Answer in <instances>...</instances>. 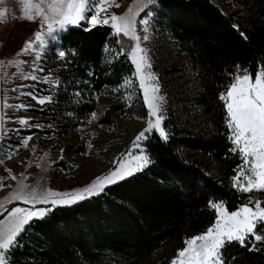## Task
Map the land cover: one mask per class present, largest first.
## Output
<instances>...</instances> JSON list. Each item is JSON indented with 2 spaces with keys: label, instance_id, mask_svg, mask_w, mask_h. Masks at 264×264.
Listing matches in <instances>:
<instances>
[{
  "label": "trees",
  "instance_id": "obj_1",
  "mask_svg": "<svg viewBox=\"0 0 264 264\" xmlns=\"http://www.w3.org/2000/svg\"><path fill=\"white\" fill-rule=\"evenodd\" d=\"M153 10L158 26L193 71V85L178 98L165 88L163 77L181 68L158 74L167 140L155 130L146 133L142 146L150 163L143 170L25 226L17 236L20 246L10 250V264H170L186 240L215 223L210 202L233 212L251 197L264 207V192H240L234 186L243 161L230 151L226 108L219 99L237 65L253 78L264 65V0H157ZM87 26L82 22L59 33L55 47L66 57L49 59L60 83L54 104L41 113L64 132L97 111L98 124L107 130L125 115L148 120L125 39L108 25L85 31ZM126 78L131 82L128 98L121 87ZM101 95L107 99L99 109L96 97ZM17 205L25 204L7 205L0 220ZM262 228L258 222L257 234L264 235ZM250 239L244 247L226 242L224 264H264V240L249 250Z\"/></svg>",
  "mask_w": 264,
  "mask_h": 264
},
{
  "label": "snow or ice",
  "instance_id": "obj_2",
  "mask_svg": "<svg viewBox=\"0 0 264 264\" xmlns=\"http://www.w3.org/2000/svg\"><path fill=\"white\" fill-rule=\"evenodd\" d=\"M4 2L5 0H0V4ZM19 3L22 5V19L38 20L41 28H46V32H36L34 38L26 42L21 53H18V55L31 54L33 59L30 64L26 60L8 62L14 64L19 70V78L58 86L60 83L58 79L53 81L48 76L41 77L36 74L44 71L40 62L49 47L45 37L56 40L61 31H66L69 26H81L82 22L88 25L84 28L85 31H90L97 25H109L115 35L122 34L135 42L129 55L135 65V75L149 109L150 118L147 120V127L137 135L134 147L139 148V142L148 138L145 133L150 134L153 130L158 132L162 139L167 140L166 130L162 127L164 120L161 107L163 97L159 95L158 78L151 71L147 49L141 46V40L146 41L149 36L147 34L139 35L136 28V18L139 16V12L143 11L145 16L140 20V23L146 26L144 31L147 33L149 19L154 15L153 8L157 4V0H137L138 11L133 13V9L129 8L122 15L109 11L113 6L117 8L120 6L116 0H19ZM7 15L8 9L0 10V22H7ZM232 27L239 30L238 25H232ZM241 36L246 39L243 33ZM57 55L64 59L66 51L61 49ZM2 63L4 62L0 61V64ZM25 64H29L30 70L24 68ZM230 75V83L225 92L220 94L219 99L224 102L226 108L228 139L233 146L230 151L238 153L243 161L238 175L233 177L234 186L240 192H264V65L258 69L254 80L248 69H241L239 65ZM130 84L131 82L126 79L121 87L126 88ZM23 87L25 86H18L12 91L36 100L39 105L52 101L51 96L38 97L32 91L23 92ZM74 95L79 96L80 93L77 92ZM31 107V104L23 102L12 104L6 100L0 104V145L10 139L8 136L10 131L20 132V128H8L9 121L21 127H41V125L32 123L30 117L14 118L9 116L6 111L12 109L27 112ZM91 115L93 120L97 118L96 113ZM31 140V136L22 137L17 145H5L8 147V151L3 158H0V164L4 163V159L11 160L18 155L20 147L28 148ZM149 163V156L142 150L126 164H121L118 169L102 177H97L83 188L73 189L69 192L53 191L40 185L30 186L24 183L26 177L23 173L19 177L11 175V179L16 180L18 186L10 199L21 200L31 207L14 209L12 222L0 230V264H10L8 258L10 250L20 246L17 236L25 230V226H30L32 221L43 219L56 207L72 206L99 195L108 185L134 175ZM7 171L9 174L12 172L11 169H7ZM241 176H243V180H241ZM2 180L3 178H0V181ZM3 186V183L0 182V188ZM38 204L51 205V207H36ZM249 204L229 213L223 203L210 202L209 206L217 213L216 222L203 234L186 240V246L178 252L170 264H224L221 250L225 247V243L236 241L241 247H244L249 236L253 238L248 240V243L252 245L249 250H255L256 242L264 240V235L257 234V223H264V207L261 206L260 200H256L253 204L251 197ZM260 232L264 233V228L260 229Z\"/></svg>",
  "mask_w": 264,
  "mask_h": 264
},
{
  "label": "rangeland",
  "instance_id": "obj_3",
  "mask_svg": "<svg viewBox=\"0 0 264 264\" xmlns=\"http://www.w3.org/2000/svg\"><path fill=\"white\" fill-rule=\"evenodd\" d=\"M215 1L220 3V0ZM116 3L120 6L118 8L113 6L109 11L117 15L125 14L129 8L133 9V13L138 11L137 0H116ZM2 6L8 9L13 19V33L11 40L8 41L12 45H0V61L4 62L0 64V68L3 69L2 103L6 100L12 104H19L21 102L31 104L32 107L27 112L14 111L12 109H7L6 111L9 116L14 118L30 117L32 123L41 125V127L28 128L21 127L11 121L7 123L8 128H20V132L10 131L8 133L10 139L6 140L3 145H0V158H3L8 151V147H5V145H17L22 137L31 136L32 140L29 142L28 148L20 147L18 155L14 156L11 160L4 159V163L0 164V178H3L0 182L4 185L0 188V214L7 205L13 202L24 203L21 200L10 199L18 186V182L11 179V175L19 177L23 173L26 177L24 183L30 186L40 185L53 191L69 192L73 189L83 188L97 177L107 175L109 172L118 169L121 164H126L132 157L140 154L143 150L142 141L139 142V148L134 147V144L136 143L137 135L147 127V120L144 121L129 115L121 117L113 130L101 127L97 122V118L92 119V115L85 122L79 121L78 124L65 128L68 132L62 131V128L50 122L49 116L42 114L41 111L54 104L53 94L57 86L45 84L42 81L23 80L19 78V70L15 65L8 63L9 61L26 60L30 64L33 59L31 54L18 55V53H21V49L25 47L26 42L34 38L36 32H46V28H41L38 20L29 21L21 18L23 13L19 0H5L3 4H0V8ZM222 6L225 10L228 9L224 3ZM144 16L145 13L143 11L139 12V16L136 18V28L139 35L143 36L147 34L149 36L148 40H141V46L147 49L148 56L150 57L151 71L158 78V74L167 69L181 68L180 72L163 77L165 88L173 93L175 98H178L181 91L193 85V71L189 61L175 48L169 34L158 26L154 15L149 19L148 31L145 33L144 29L146 26L140 23V20ZM121 36L125 39L124 44L129 50V55L135 42L122 34ZM45 39L49 47L40 62L44 71L37 72L36 74L41 77L48 76L51 80L55 81L52 60L49 59H53V62H55L54 56L59 58L57 55L59 49L57 46L55 47L57 39L51 40L47 37ZM129 58L132 62L130 55ZM29 64L24 65L26 70H30ZM133 66L135 75L136 68L134 64ZM126 79L130 81L129 78ZM135 79L139 87L136 75ZM21 85L25 86L22 88L23 92L32 91L38 97L51 96L52 101L39 105L36 100L12 91L13 88ZM158 86L159 95L163 97L160 92L159 81ZM130 87L131 84L124 89V98H128ZM140 90L143 96V91L142 89ZM75 93L73 91V94ZM106 99V96L103 95L96 97L99 109L103 108ZM95 113L97 116L98 111ZM67 114V112L65 114L60 113V116L66 117L63 115ZM48 130L52 132H46ZM77 148L79 150H75ZM113 162L115 163L112 165ZM7 169L12 170L11 174H9ZM240 178L243 180V176ZM24 204L15 206L0 220V230L6 228L12 222V212L14 209L31 207L29 204Z\"/></svg>",
  "mask_w": 264,
  "mask_h": 264
},
{
  "label": "crops",
  "instance_id": "obj_4",
  "mask_svg": "<svg viewBox=\"0 0 264 264\" xmlns=\"http://www.w3.org/2000/svg\"><path fill=\"white\" fill-rule=\"evenodd\" d=\"M4 9L2 6L0 10ZM9 12V11H8ZM12 15L10 12L7 16V22H0V45H12L11 42L8 43V41L11 40V36L13 33V19L11 17ZM3 69L0 68V99L2 104V78H3Z\"/></svg>",
  "mask_w": 264,
  "mask_h": 264
},
{
  "label": "built area",
  "instance_id": "obj_5",
  "mask_svg": "<svg viewBox=\"0 0 264 264\" xmlns=\"http://www.w3.org/2000/svg\"><path fill=\"white\" fill-rule=\"evenodd\" d=\"M115 162L112 163V165L114 164Z\"/></svg>",
  "mask_w": 264,
  "mask_h": 264
}]
</instances>
